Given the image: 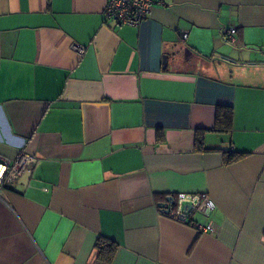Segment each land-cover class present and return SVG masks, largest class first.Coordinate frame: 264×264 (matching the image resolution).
Segmentation results:
<instances>
[{"label": "crops", "instance_id": "0c3cea01", "mask_svg": "<svg viewBox=\"0 0 264 264\" xmlns=\"http://www.w3.org/2000/svg\"><path fill=\"white\" fill-rule=\"evenodd\" d=\"M155 2L133 27L0 0V155L35 158L1 191L0 264H96L99 236L110 264H264V0ZM177 193L214 201L211 231L163 214Z\"/></svg>", "mask_w": 264, "mask_h": 264}, {"label": "built area", "instance_id": "2783aa9c", "mask_svg": "<svg viewBox=\"0 0 264 264\" xmlns=\"http://www.w3.org/2000/svg\"><path fill=\"white\" fill-rule=\"evenodd\" d=\"M156 4L155 0H106L104 18L116 26L127 25L137 27L146 20ZM235 27L226 30L225 38L235 42ZM185 37V35H184ZM78 54H83L85 47L73 44ZM35 158L22 151L16 158L10 159L0 155V195L1 191L14 181L23 169ZM215 208L214 201L206 194L177 193L162 207L165 216L177 222L191 226L197 232L211 231L210 223H203L193 217L196 213L206 214ZM96 264H102L97 262Z\"/></svg>", "mask_w": 264, "mask_h": 264}, {"label": "trees", "instance_id": "16d2710c", "mask_svg": "<svg viewBox=\"0 0 264 264\" xmlns=\"http://www.w3.org/2000/svg\"><path fill=\"white\" fill-rule=\"evenodd\" d=\"M232 114L233 111L227 106H218L215 117V127L218 131H228L232 126ZM203 141L200 133L195 135V147L196 150H207L203 148ZM209 150V149H208ZM211 150V149H210ZM246 156L245 152L242 151H224L223 152V162L224 164H230L232 162L238 161ZM117 243L103 236H99L94 244L96 249L97 261L102 264H110L114 258Z\"/></svg>", "mask_w": 264, "mask_h": 264}, {"label": "water", "instance_id": "95a60500", "mask_svg": "<svg viewBox=\"0 0 264 264\" xmlns=\"http://www.w3.org/2000/svg\"><path fill=\"white\" fill-rule=\"evenodd\" d=\"M186 52H188V49H185L184 50V55H185V57H186ZM190 52V51H189Z\"/></svg>", "mask_w": 264, "mask_h": 264}]
</instances>
